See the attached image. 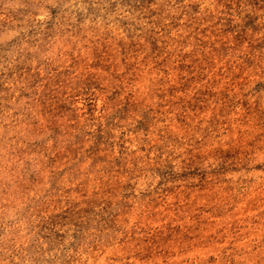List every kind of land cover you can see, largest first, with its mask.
Masks as SVG:
<instances>
[{"label":"rangeland","instance_id":"374dc122","mask_svg":"<svg viewBox=\"0 0 264 264\" xmlns=\"http://www.w3.org/2000/svg\"><path fill=\"white\" fill-rule=\"evenodd\" d=\"M0 264H264V0H0Z\"/></svg>","mask_w":264,"mask_h":264}]
</instances>
